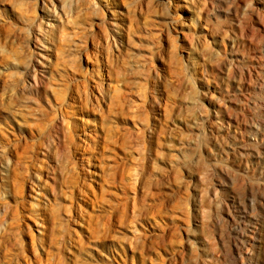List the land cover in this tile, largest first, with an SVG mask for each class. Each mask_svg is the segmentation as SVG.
Wrapping results in <instances>:
<instances>
[{
	"label": "rangeland",
	"instance_id": "1",
	"mask_svg": "<svg viewBox=\"0 0 264 264\" xmlns=\"http://www.w3.org/2000/svg\"><path fill=\"white\" fill-rule=\"evenodd\" d=\"M42 1L0 0V264H264V0H56L26 59Z\"/></svg>",
	"mask_w": 264,
	"mask_h": 264
},
{
	"label": "bare ground",
	"instance_id": "2",
	"mask_svg": "<svg viewBox=\"0 0 264 264\" xmlns=\"http://www.w3.org/2000/svg\"><path fill=\"white\" fill-rule=\"evenodd\" d=\"M32 1H35L36 2L37 0H32ZM56 4H57L56 3V0H46V1L43 0L42 1V5H43V8H44V15L42 16V19L43 18H46V20H48L49 23L48 22L46 23V21H45L46 29H43V30L40 28V25L39 24H38V27H37L36 31H33V27L32 26H30L28 28V30H29L28 36L29 37H28V42H27V45H26L27 48H28V51L31 48V45H30V42H29L30 41V37L34 38V40L35 39H39L41 41V43H39L40 46L39 45H36V47L40 48L42 51H48L49 50V48L46 47V44L45 43H46V41L49 40L50 35L53 34L52 33L53 32V27L52 26H54V24L52 23V21H49V20H55V19L58 20V21L60 20L59 11H57V5ZM39 35H41V37ZM113 39L116 41L115 37ZM115 44H116V47H117V42ZM45 54L46 53H41V51L38 52V55H41V56H47ZM31 55H32V51L30 50L28 52L27 56H25V58L26 59H29ZM37 62H38V64L41 67H45L44 66L45 65L44 61H39L38 60ZM30 69L33 70L34 73H32V75L30 74V77L32 76L31 78L33 80L32 81L33 83H31V81H28V84L25 86L28 89H31L32 85H36L37 82H39L37 80V77H36L38 74L36 73L37 72V69L35 68V65H32ZM4 170L6 172H8L9 165H6ZM38 179H39V177H38ZM235 230L237 231V235H236L235 239L232 240L233 241L232 247H233L234 250H238L241 247L238 242L241 243V240H242V238H240V235L242 236L243 234H245V232L243 230H241L240 227H236Z\"/></svg>",
	"mask_w": 264,
	"mask_h": 264
}]
</instances>
